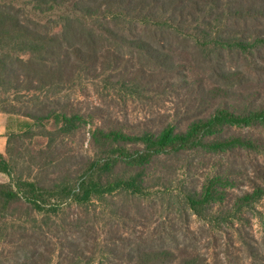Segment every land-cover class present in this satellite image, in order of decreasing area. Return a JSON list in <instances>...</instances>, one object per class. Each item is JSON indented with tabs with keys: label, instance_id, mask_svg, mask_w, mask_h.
Segmentation results:
<instances>
[{
	"label": "trees",
	"instance_id": "1",
	"mask_svg": "<svg viewBox=\"0 0 264 264\" xmlns=\"http://www.w3.org/2000/svg\"><path fill=\"white\" fill-rule=\"evenodd\" d=\"M1 113L0 264H264V0H0Z\"/></svg>",
	"mask_w": 264,
	"mask_h": 264
},
{
	"label": "rangeland",
	"instance_id": "2",
	"mask_svg": "<svg viewBox=\"0 0 264 264\" xmlns=\"http://www.w3.org/2000/svg\"><path fill=\"white\" fill-rule=\"evenodd\" d=\"M18 118L14 117H8L6 114L1 113L0 114V153H4L5 146H6V137L5 134L7 132V129H16ZM0 181L5 182L8 181V177L5 174L0 173ZM258 210L264 214V199L261 205H259ZM200 225L199 220L196 217H193L192 219V228H196ZM253 229L254 234L257 239H262L264 236V218H262L261 215H257L253 219Z\"/></svg>",
	"mask_w": 264,
	"mask_h": 264
}]
</instances>
